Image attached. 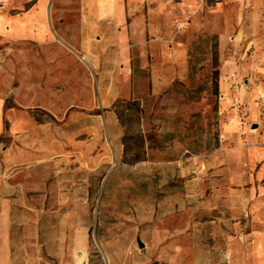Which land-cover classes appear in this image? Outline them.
Segmentation results:
<instances>
[{
    "label": "rangeland",
    "instance_id": "obj_1",
    "mask_svg": "<svg viewBox=\"0 0 264 264\" xmlns=\"http://www.w3.org/2000/svg\"><path fill=\"white\" fill-rule=\"evenodd\" d=\"M85 1L0 0L5 20L40 3L58 32L0 34L9 264H264V158L236 168L247 135L264 147V0H118L128 99L83 59Z\"/></svg>",
    "mask_w": 264,
    "mask_h": 264
},
{
    "label": "crops",
    "instance_id": "obj_2",
    "mask_svg": "<svg viewBox=\"0 0 264 264\" xmlns=\"http://www.w3.org/2000/svg\"><path fill=\"white\" fill-rule=\"evenodd\" d=\"M39 5L37 4L27 12L6 20L1 17L0 34L13 39L28 40L41 44L52 43L54 34L58 32L51 27L46 11L43 8H38ZM82 19L79 47L84 53L83 59H86L94 80L102 90L110 94V97L116 99L127 96V99L130 98L133 94L132 79L128 71L130 69V34L127 26L126 54V35L123 30L126 14L123 3L118 0L85 1ZM154 48L155 43H151L150 47L144 48L142 54L153 56L156 51ZM4 121V101L0 98V134L4 130ZM8 121L14 131L29 124V122H26V117L19 114L16 118H8ZM246 141L244 144L245 154L239 156L236 160L238 162L236 168L239 171H243L248 167L251 168L256 161L264 158V147L256 145L252 135H247ZM8 160L7 165L10 167H14L17 163L23 161L20 159V155L16 154L7 157V162ZM19 170H15V172ZM13 173L11 172V174ZM13 176L16 177V173ZM4 185L13 189L16 188V183L12 184L9 180L4 183L0 177V188L1 186L3 188ZM13 209V195L6 196L0 192V264H9Z\"/></svg>",
    "mask_w": 264,
    "mask_h": 264
},
{
    "label": "built area",
    "instance_id": "obj_3",
    "mask_svg": "<svg viewBox=\"0 0 264 264\" xmlns=\"http://www.w3.org/2000/svg\"><path fill=\"white\" fill-rule=\"evenodd\" d=\"M130 71V70H129ZM242 122H238L239 125H241Z\"/></svg>",
    "mask_w": 264,
    "mask_h": 264
},
{
    "label": "water",
    "instance_id": "obj_4",
    "mask_svg": "<svg viewBox=\"0 0 264 264\" xmlns=\"http://www.w3.org/2000/svg\"><path fill=\"white\" fill-rule=\"evenodd\" d=\"M141 246V244H139Z\"/></svg>",
    "mask_w": 264,
    "mask_h": 264
}]
</instances>
